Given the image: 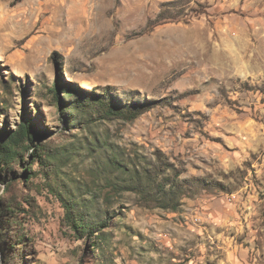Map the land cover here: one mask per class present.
Returning <instances> with one entry per match:
<instances>
[{
  "label": "rangeland",
  "instance_id": "374dc122",
  "mask_svg": "<svg viewBox=\"0 0 264 264\" xmlns=\"http://www.w3.org/2000/svg\"><path fill=\"white\" fill-rule=\"evenodd\" d=\"M0 16V137L29 119L42 144L27 181L28 141L0 172V264H264V0H0ZM107 88L150 107L61 105Z\"/></svg>",
  "mask_w": 264,
  "mask_h": 264
},
{
  "label": "trees",
  "instance_id": "16d2710c",
  "mask_svg": "<svg viewBox=\"0 0 264 264\" xmlns=\"http://www.w3.org/2000/svg\"><path fill=\"white\" fill-rule=\"evenodd\" d=\"M66 85L64 86H59V84L55 83L54 87L51 89V92L54 94L55 97L58 96L59 89H66L69 91L71 90V85L73 84L72 82H65ZM85 92V96H83L82 102L79 104L77 101L75 102H66V103H60L67 109H81L82 107H88L90 103L99 105L102 110H103V115L112 117H125L127 119H134L137 117L143 110L147 109L150 107L151 101L149 100H134L130 99V103H124L122 106H116L115 103L108 101L107 96H110V92L107 89H105V93H94V92ZM105 95V96H102ZM130 104V105H127ZM125 105V106H124ZM39 136L38 131L35 129L34 124L29 120V119H22V121L19 123L18 128L10 133L8 131H3L1 133L0 137V172L3 173L4 171L11 170L12 171V161L15 160L16 158H19V152L18 149L22 145V143L27 142L30 143V153L29 155L31 156V161L28 162L27 164L22 166V169L20 171V174L25 178L23 181H27L31 175L33 174V171L31 170L32 163L38 159H40L41 153H42V144L34 142L35 139ZM21 159V158H19ZM14 172V171H12ZM16 174V173H15ZM4 183H7L8 181H11L9 179H2ZM136 191H140V187L137 185L134 188ZM5 212H8L7 209H5ZM12 213V211H11ZM12 221V220H9ZM71 226L73 227L74 231L78 232H83L81 230L82 228H86L84 224L81 223V218H71L70 219ZM15 223V222H12ZM19 225V222H18ZM88 233H91V236L93 235L94 230H88ZM81 232L79 233L80 235ZM24 235L20 234L16 241L14 242L15 244L18 243V241L23 239Z\"/></svg>",
  "mask_w": 264,
  "mask_h": 264
},
{
  "label": "bare ground",
  "instance_id": "6f19581e",
  "mask_svg": "<svg viewBox=\"0 0 264 264\" xmlns=\"http://www.w3.org/2000/svg\"><path fill=\"white\" fill-rule=\"evenodd\" d=\"M4 18H5L4 16H0V23L4 20Z\"/></svg>",
  "mask_w": 264,
  "mask_h": 264
}]
</instances>
